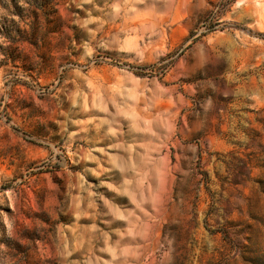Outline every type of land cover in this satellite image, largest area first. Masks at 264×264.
Here are the masks:
<instances>
[{"label": "rangeland", "instance_id": "374dc122", "mask_svg": "<svg viewBox=\"0 0 264 264\" xmlns=\"http://www.w3.org/2000/svg\"><path fill=\"white\" fill-rule=\"evenodd\" d=\"M0 264H264V0H0Z\"/></svg>", "mask_w": 264, "mask_h": 264}]
</instances>
